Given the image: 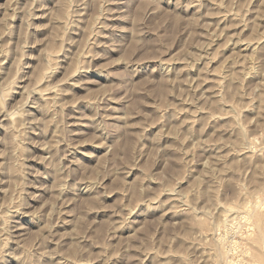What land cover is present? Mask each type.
I'll use <instances>...</instances> for the list:
<instances>
[{"label":"rangeland","instance_id":"rangeland-1","mask_svg":"<svg viewBox=\"0 0 264 264\" xmlns=\"http://www.w3.org/2000/svg\"><path fill=\"white\" fill-rule=\"evenodd\" d=\"M262 213L264 0H0V264H264Z\"/></svg>","mask_w":264,"mask_h":264},{"label":"bare ground","instance_id":"bare-ground-1","mask_svg":"<svg viewBox=\"0 0 264 264\" xmlns=\"http://www.w3.org/2000/svg\"><path fill=\"white\" fill-rule=\"evenodd\" d=\"M236 44V43H235ZM216 86V85H215ZM218 86V85H217ZM214 91V90H213ZM228 209V208H227ZM256 209V208H255ZM256 212H258V211H255L254 212V215H256L257 213ZM256 213V214H255ZM258 217V231H259V233H257V237H258V239L260 240V239H262L263 238V232L261 231L262 230V226H261V222L263 221V217H264V213H262V214H259V215H257ZM256 218V219H257Z\"/></svg>","mask_w":264,"mask_h":264}]
</instances>
